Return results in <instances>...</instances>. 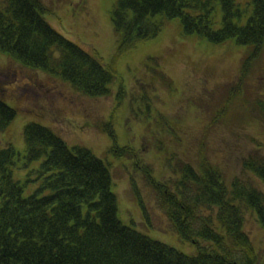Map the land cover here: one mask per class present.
<instances>
[{"label": "rangeland", "instance_id": "1", "mask_svg": "<svg viewBox=\"0 0 264 264\" xmlns=\"http://www.w3.org/2000/svg\"><path fill=\"white\" fill-rule=\"evenodd\" d=\"M40 1L50 12L43 18L51 28L115 71V79L108 96L87 97L60 77L24 68L0 53V98L16 113L0 131V150L12 147L24 157L23 131L32 123L49 129L69 149L91 151L111 167L119 221L152 241L195 256V246L174 230L164 199L179 192L192 198V189L177 186L182 179L179 167L189 164L196 169L201 153L220 172L228 193L235 184L264 196V184L244 170L248 160H264V114L262 107L257 109L258 102L264 104V47L260 61L251 63L241 80L249 52L234 40L214 45L184 35L175 19L166 21L156 38L124 50L111 21L119 0ZM239 1L242 6L248 2ZM5 2L0 0V11ZM220 20L218 12L216 28ZM239 85L244 104L234 99L225 106ZM223 106L225 116L214 122ZM108 123L114 126V139L103 133ZM116 146L119 152L123 149L122 157L110 151ZM24 164L22 160L12 168L14 179L22 184L28 172ZM205 208L188 220L193 237L204 226L217 227L220 212ZM241 211L243 232L258 264H264V223L252 209L242 206ZM201 244L212 250L202 239Z\"/></svg>", "mask_w": 264, "mask_h": 264}, {"label": "trees", "instance_id": "2", "mask_svg": "<svg viewBox=\"0 0 264 264\" xmlns=\"http://www.w3.org/2000/svg\"><path fill=\"white\" fill-rule=\"evenodd\" d=\"M247 1L242 6L239 0H119L112 24L124 50L156 38L166 21L175 19L184 35L214 45L234 40L250 49L242 71L245 77L264 47V0ZM49 13L40 0H6L0 11V53L24 68L56 75L88 97L108 96L115 71L56 33L43 18ZM232 92L225 106L234 99L244 104L238 96L240 85ZM225 106L220 111L224 114L215 113L214 122L225 116ZM258 107L264 114V104L258 102ZM15 116L0 98V131ZM23 132L24 157L12 147L0 150V264H258L242 229L241 207L252 209L264 223V196L252 188L239 190L235 184L228 193L220 172L202 153L196 169L189 164L179 167L182 179L177 186L192 189V198L179 192L164 199L174 230L196 248L195 256L189 257L119 221L109 164L83 147L69 149L38 124L25 126ZM105 132L113 137L114 132ZM22 160V169L28 170L23 184L12 171ZM244 170L264 184V160H248ZM205 206L220 212L217 227L204 226L193 237L188 220ZM201 239L212 250L204 249Z\"/></svg>", "mask_w": 264, "mask_h": 264}]
</instances>
